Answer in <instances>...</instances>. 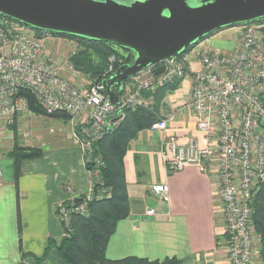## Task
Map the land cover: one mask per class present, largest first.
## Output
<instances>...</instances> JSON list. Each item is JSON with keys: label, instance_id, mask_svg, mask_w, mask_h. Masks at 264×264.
<instances>
[{"label": "built area", "instance_id": "built-area-1", "mask_svg": "<svg viewBox=\"0 0 264 264\" xmlns=\"http://www.w3.org/2000/svg\"><path fill=\"white\" fill-rule=\"evenodd\" d=\"M49 37L63 38L51 33L38 37L31 27L0 13V121L12 123L21 115L33 113L21 94L29 90L47 114L64 112L71 116L72 135L81 148L84 165L90 161L96 164L94 169H87L91 182L86 200L77 203L71 197L59 201V220L69 226L72 213L87 211L94 179L103 165L100 157H93L95 143L117 128L125 109L148 106L151 97L145 92L152 93L186 75L191 78L189 105L197 128L205 134V145L193 136L180 143L170 135L164 141L166 165L173 171L192 163L203 172L214 169L227 264H264V243L252 221L253 192L264 181V20L236 27L231 34L234 47L229 51L209 47L197 50L200 68L196 71L188 66L190 73L186 72L188 58L184 56L134 74L125 82L116 105L105 94L102 82L84 87L63 73L65 67H72L70 56L76 49L62 60L63 64L57 60L61 51L50 48ZM115 61L111 55L108 75L116 71ZM162 63L166 70L155 75L153 69ZM151 128L166 130L168 119L157 121ZM2 179L0 163V186ZM151 190L167 198L169 186L154 184ZM146 213L153 215L154 210L148 208Z\"/></svg>", "mask_w": 264, "mask_h": 264}, {"label": "crops", "instance_id": "crops-1", "mask_svg": "<svg viewBox=\"0 0 264 264\" xmlns=\"http://www.w3.org/2000/svg\"><path fill=\"white\" fill-rule=\"evenodd\" d=\"M219 32L205 39L204 47L233 49L231 37L226 40ZM188 63L193 71L200 68L199 59L188 58ZM190 95L191 78L185 77L168 94L167 107L161 110L168 128L141 130L130 142L124 157L130 215L117 223L110 237L106 249L109 258L175 257L179 259L177 264H227L214 169L203 172L192 163L173 171L166 165L164 141L170 135L180 143L193 136L205 145V134L197 128L189 105ZM77 148L80 150L47 152L27 162L18 183L13 160L0 155V264H66L55 247L42 261L36 256L44 253L50 238L59 240L64 234L56 202L85 192L87 170L81 148ZM161 183L169 186L167 198L151 190L152 185ZM148 208L154 210L153 215L146 213Z\"/></svg>", "mask_w": 264, "mask_h": 264}, {"label": "water", "instance_id": "water-1", "mask_svg": "<svg viewBox=\"0 0 264 264\" xmlns=\"http://www.w3.org/2000/svg\"><path fill=\"white\" fill-rule=\"evenodd\" d=\"M0 13L46 33L110 42L133 52L103 80L112 104L134 74L192 50L230 27L264 20V0H0ZM166 70L164 63L153 69Z\"/></svg>", "mask_w": 264, "mask_h": 264}, {"label": "trees", "instance_id": "trees-1", "mask_svg": "<svg viewBox=\"0 0 264 264\" xmlns=\"http://www.w3.org/2000/svg\"><path fill=\"white\" fill-rule=\"evenodd\" d=\"M38 37L45 36L46 32L31 27ZM66 38L77 39L83 48L76 50L70 56V62L78 70L88 74L92 83L103 82L111 75L106 73L109 57L115 55V70L126 63H132V51L105 41H97L84 37L55 34ZM185 54L179 56L183 59ZM98 59L95 62V59ZM186 72L189 63L185 61ZM186 75L178 77L171 82L157 87L154 92H145L146 97H151L148 106H137L124 110L123 116L115 130L105 135L94 145L93 157H100L103 165L99 169V177L94 179L92 198L87 205L85 213H72L69 226L60 221L63 236L59 240L50 238L41 256H36L42 261L52 247H55L66 264H177L179 259L165 258L149 259L140 256H126L112 259L107 256L106 249L110 237L114 233L117 223L130 215V200L127 191L124 157L129 149L130 142L138 136L141 130L151 128L154 123L163 119L162 108L167 107L166 97L179 87ZM28 100L30 110L35 114H44L50 117L63 116L71 118L64 112L47 114L39 105L36 97L29 90L21 91ZM17 119V118H16ZM15 119V120H16ZM16 130V123L14 124ZM14 162L15 182L18 183L24 173V166L31 160L44 155L41 148L23 146L16 142L6 154ZM95 162H86V169H94ZM111 194H107V192ZM87 198V193L73 197L74 202L81 203ZM68 201V200H67ZM69 202V201H68ZM252 221L256 227L261 241L264 243V181L254 189L252 198Z\"/></svg>", "mask_w": 264, "mask_h": 264}, {"label": "rangeland", "instance_id": "rangeland-1", "mask_svg": "<svg viewBox=\"0 0 264 264\" xmlns=\"http://www.w3.org/2000/svg\"><path fill=\"white\" fill-rule=\"evenodd\" d=\"M236 28V27H235ZM233 27L226 28L221 30L219 34L222 38L228 39L231 37ZM206 40L199 43L192 50L185 53L184 56L187 58L196 61L199 57L196 55V51L203 48L206 43ZM49 46L55 52L56 50L61 51V54H58L57 60L64 64L62 61L64 58L69 57L71 51L75 48L76 50L83 48L82 43L74 38H60V37H49ZM98 59L96 57L95 62ZM76 70H74V69ZM67 74V77H72L78 84L81 83L82 86H90L92 80L88 74L83 73L81 70H78L72 65L70 69L64 68ZM74 72H76L74 74ZM16 123V130L14 124ZM74 124L71 121V118H66L63 116L50 117L44 114H35L30 113L27 115H21L19 118L14 120L12 123L7 122L6 120L0 121V155L8 157L6 154L9 150L13 148L16 142L23 146L29 147H39L45 153H55L59 149H71L77 148L78 144L75 142V139L72 135ZM60 153L58 152V156ZM81 155V153H80ZM79 155V159L81 156ZM87 170V169H86ZM86 188L85 192L89 190L91 178L88 171H86ZM83 192V193H85ZM67 199V198H64ZM61 201V200H59ZM56 202L55 211H57Z\"/></svg>", "mask_w": 264, "mask_h": 264}]
</instances>
